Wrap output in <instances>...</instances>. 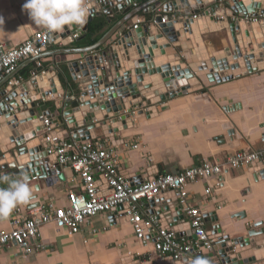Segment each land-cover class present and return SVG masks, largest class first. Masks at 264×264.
<instances>
[{"label":"crops","instance_id":"1","mask_svg":"<svg viewBox=\"0 0 264 264\" xmlns=\"http://www.w3.org/2000/svg\"><path fill=\"white\" fill-rule=\"evenodd\" d=\"M115 1L119 2V0H113ZM153 1L155 0H141L136 8H132L130 14L137 11L133 19L136 21L137 18L148 17L149 7L152 6ZM158 1L155 5L156 11L163 12L164 5H169L171 8L168 10L173 11L171 4L175 0ZM238 1L244 6L250 4L249 0ZM25 2L26 0H0V17L3 18V21H0V42L16 47L38 32H48L42 26L32 22L27 12L23 10L22 6ZM254 2L262 3L261 0H254ZM113 9L118 12L123 11L124 2ZM112 17V25H114L124 16ZM169 17L177 18L175 12H172ZM99 18H105V16L94 17L92 20ZM88 23L72 26V33L68 35L64 32L51 33L52 44L41 54L42 58L39 60L41 66H37L36 59L21 62L14 72L1 81L0 94L18 87L25 89V84L38 75L36 72L38 68L48 70L55 65L59 80L55 83L52 80V88L44 89L47 94L45 101L39 99L33 104L40 109L42 117L50 118L52 122L56 120L57 128L63 127L59 116L61 100L56 97V88L62 86L65 91L71 90L73 95H78L75 82L81 78V75L74 70L73 64L82 63L88 55L99 56L116 41V38L122 36L135 24L131 21L127 22L115 37L97 52L86 55L76 54L79 49L87 48L78 47V45L86 41L84 38ZM229 23H232L230 18ZM204 26L199 23V30H203ZM75 35L78 39L69 42L68 38ZM59 40L61 43L54 44ZM89 40L91 37L87 38V41ZM214 43L217 46L221 43V39H215ZM135 44L137 47L140 46V53L143 56L145 51L140 39ZM255 47L256 45L252 51L258 50ZM213 49L216 48L213 47ZM182 56L190 58V53L184 52ZM164 64L175 66L180 62L171 63L168 62L166 55H159L154 56L152 62L147 63L146 68L153 69ZM222 68V64L219 65V70ZM33 71L36 72V76L32 75ZM197 79L206 93L197 92L168 99L164 104L156 106L155 115L149 113L137 116L136 113L139 110L136 107L125 112L126 115H130V122H127L123 130L113 135L114 143L106 140L101 130L94 132L95 140L107 141L115 150L119 172L131 184H138L149 177L174 175L205 161L222 162L226 156L239 150L255 151L263 147L264 69L221 83H210L206 75ZM11 81H19V84L11 86L9 84ZM132 112L136 113L132 114ZM13 118L16 122V117ZM135 144L138 145L137 149L132 147ZM22 158L24 157L15 154L17 166L24 167L33 160V157L29 155ZM255 171L253 168L246 167L232 172H223L219 178L206 182L198 181L187 186L188 200L199 208L204 216L206 231L217 232V229H220L219 241L236 240L245 236L255 224L264 223V173L260 176V173ZM4 174L13 178H22L19 172H12L9 169L0 172V175ZM61 176L62 179L51 185H48L45 180L32 179L29 185L35 188V199L30 205H19L7 220L0 219V231L10 230L11 222L16 216L24 220L48 205L54 208L66 206L68 192L73 191L79 194L80 187L69 167L62 166ZM93 176L99 193L108 194L109 189L105 178L97 173ZM6 186L0 184V187ZM209 188L211 193L208 194L206 190ZM152 201L153 199L146 201L144 205L143 211L146 216H151L149 213L155 212V209L154 211L151 209ZM181 228L184 231L187 229L183 225ZM38 243L40 247L30 255L21 254L13 246L0 248V264H121L123 260L132 259L147 263L161 259L152 245L143 246L136 241L132 228L121 209L118 212L114 210L89 219L81 230L73 235L49 223L40 229ZM195 245L199 243L192 240V247ZM212 262L218 263V258L212 259Z\"/></svg>","mask_w":264,"mask_h":264},{"label":"water","instance_id":"2","mask_svg":"<svg viewBox=\"0 0 264 264\" xmlns=\"http://www.w3.org/2000/svg\"><path fill=\"white\" fill-rule=\"evenodd\" d=\"M122 2L125 3L123 11L113 9ZM158 2H152L148 17L137 18L136 21L133 18L137 11L130 14L132 0H105L104 5L91 11L87 22L94 17L105 16L111 24L112 16L124 17L94 45L79 49L76 54L97 52L129 21L137 23L139 20L140 24L135 30L116 38L99 56L88 55L82 63L73 64L74 70L81 75L75 82L78 95H73L71 90L65 91L62 86L55 90L56 97L61 100L59 116L63 127L57 128L56 120L52 122L46 118L52 129L50 134L46 133L45 117L42 118V112L33 104L39 99L45 101L47 94L44 89L52 88V80L54 83L59 80L55 65L48 70L38 68V75L25 84V89L18 87L0 94V172L9 169L19 172L22 177L29 173L28 182L36 177L45 180L48 185L54 184L62 179V166L57 164L55 154L48 153L47 136L67 143H85L95 139L94 132L101 130L103 136L114 143L113 135L130 122V115L125 112L134 107L139 110L135 112L137 116L155 115L156 106L168 99L206 93L197 79L202 75H206L210 83H221L264 69V23H229V18L264 14V0L262 3L249 0L247 6L238 0H175L170 3L173 11L168 10L171 8L169 5H164L163 14L156 13ZM172 12L176 13V19L169 17ZM199 23L206 26L204 31L198 29ZM63 32L71 34L72 26H66ZM217 38L221 39V43L215 46ZM138 39L145 51L143 56L140 46L135 44ZM68 41L73 42L72 36ZM59 43L60 40L54 42ZM254 45L257 51H252ZM200 46L206 50V55L201 57L198 56ZM184 52H189L190 58L182 56ZM159 55H166L168 62L177 61L180 64L147 69V63ZM221 64L223 68L219 70ZM13 117H16V122ZM15 154L24 158L29 155L33 160L24 167L17 166ZM255 172L260 176L264 173L263 170ZM160 196L150 203L155 212L149 214L156 218L160 226L195 241L174 192ZM120 209L122 207H118L117 212ZM182 225L187 228L186 231L181 228ZM212 235L220 239V229ZM196 257H204L210 264H213L214 257L218 258V264H264V223L255 224L245 236L236 240L216 241L212 252L200 244L193 246L188 257L179 261L159 259L141 263L131 259L123 260L121 264H191L189 260Z\"/></svg>","mask_w":264,"mask_h":264},{"label":"built area","instance_id":"3","mask_svg":"<svg viewBox=\"0 0 264 264\" xmlns=\"http://www.w3.org/2000/svg\"><path fill=\"white\" fill-rule=\"evenodd\" d=\"M103 1L105 0H86V4L92 11L94 8L104 5ZM137 5L136 0H132L130 7L131 9L136 8ZM156 13L163 14L160 10H157ZM230 19L232 22L263 24L264 14ZM139 24V20H137V23L128 28L126 32L135 30ZM72 39H78V36L75 35ZM51 44V33L46 31L32 35L27 41L16 47L0 42V83L5 76L14 72L17 66L25 60L36 59L37 66H41L39 62L41 54ZM32 75L36 76V72L33 71ZM9 84L11 86L19 84V81H11ZM133 113L135 114V112ZM44 119L45 131L50 134L52 129L49 127V120ZM93 140L85 143L75 141L67 143L51 136L45 138L48 153L55 154L59 166L70 168L76 177L80 193L69 191L67 204L64 207L54 208L52 205H48L34 212L29 219L24 220L20 216H16L11 222L10 230L0 231V248L13 246L21 254L30 255L40 247L38 239L43 226L52 223L56 228L66 230L69 235H73L77 234L89 219L122 207L137 242L143 246L152 245L161 259L179 261L188 257L193 249L192 240L182 234L177 235L169 228L160 226L155 217L146 216L143 211L146 201L173 191L180 209L189 223L187 227L192 231L195 242L197 241L204 249L212 252L219 239H216L212 232L206 231L204 216L199 208L188 200L187 186L194 182H206L219 178L223 172H232L246 167L264 171L263 145L260 150L236 151L226 156L222 162L205 161L177 174L149 177L147 180L133 185L120 174L116 152L108 142ZM132 147L137 149L138 145L135 144ZM92 170L105 178L109 189L108 194L101 195L99 193ZM206 191L208 194L211 193L210 188Z\"/></svg>","mask_w":264,"mask_h":264},{"label":"clouds","instance_id":"4","mask_svg":"<svg viewBox=\"0 0 264 264\" xmlns=\"http://www.w3.org/2000/svg\"><path fill=\"white\" fill-rule=\"evenodd\" d=\"M25 10L35 25L42 26L49 33H62L66 26H82L91 15L86 0H26ZM0 21L3 18L0 17ZM0 219L7 220L19 205H30L35 199V188L29 185L27 176L13 178L0 175ZM191 264H210L204 257H196Z\"/></svg>","mask_w":264,"mask_h":264},{"label":"trees","instance_id":"5","mask_svg":"<svg viewBox=\"0 0 264 264\" xmlns=\"http://www.w3.org/2000/svg\"><path fill=\"white\" fill-rule=\"evenodd\" d=\"M105 18L94 19L88 23L84 41L78 45V47H90L94 45L111 27ZM91 40L87 41V38ZM94 37V38H93Z\"/></svg>","mask_w":264,"mask_h":264},{"label":"bare ground","instance_id":"6","mask_svg":"<svg viewBox=\"0 0 264 264\" xmlns=\"http://www.w3.org/2000/svg\"><path fill=\"white\" fill-rule=\"evenodd\" d=\"M261 1H263V0H261ZM199 29V28H198ZM204 29H206V26H204L203 27V30L202 31H204ZM195 36H197V34L195 33ZM204 53V54H203ZM206 53V50L205 49H203V47L202 46H200V48H199V50H198V56L199 57H201V56H204V55H206L205 54ZM203 64H205V62L203 63ZM206 66L205 67H207V64H205ZM260 66H263L262 64H259ZM240 76V75H239ZM237 77V76H236Z\"/></svg>","mask_w":264,"mask_h":264}]
</instances>
